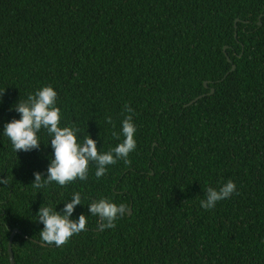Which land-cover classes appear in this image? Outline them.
Wrapping results in <instances>:
<instances>
[{
    "label": "trees",
    "instance_id": "1",
    "mask_svg": "<svg viewBox=\"0 0 264 264\" xmlns=\"http://www.w3.org/2000/svg\"><path fill=\"white\" fill-rule=\"evenodd\" d=\"M47 85L61 126L101 152L122 142L112 132L127 104L137 147L100 178L90 163L84 181L35 190L46 131L39 151L17 155L0 135V264L14 228L16 264H264V0H0V130ZM228 180L236 192L201 208ZM74 192L85 229L43 245L36 211ZM101 197L131 214L102 228L87 208Z\"/></svg>",
    "mask_w": 264,
    "mask_h": 264
},
{
    "label": "clouds",
    "instance_id": "2",
    "mask_svg": "<svg viewBox=\"0 0 264 264\" xmlns=\"http://www.w3.org/2000/svg\"><path fill=\"white\" fill-rule=\"evenodd\" d=\"M2 103V93H0ZM11 105L9 111H14L19 118H13L3 124L0 135L11 142L12 151L32 152L39 151L45 144L41 142V131L45 130L49 139L45 148H51V153L45 155L47 160L46 172H33L31 185L35 190L46 189L53 182L65 186L76 179L84 181L88 177L89 165L94 163L95 176L100 178L107 172V166L114 165L119 160L128 162L129 154L137 147L135 133L136 125L131 115L132 109L126 104L128 113L121 121L120 132H112V136L123 140L107 151H98L97 140L90 134L80 138V129L76 126H61L63 115L57 107V92L51 85L42 86L30 93L24 101H17ZM106 123L111 124V119L106 118ZM9 183L7 176H0V185ZM236 192L233 181L220 185L218 188L208 187L205 198L199 201L200 207L212 209L219 201L229 198ZM59 204L53 206H39L36 211L37 223H42L39 231L40 238L47 244L57 246L65 244L71 236L85 229L87 217L80 214L72 218L76 205H81V194L74 192L69 202L63 203L62 210ZM88 215L99 217L104 221L102 228L115 227V221L128 212L124 203L116 204L110 199L101 197L87 205Z\"/></svg>",
    "mask_w": 264,
    "mask_h": 264
},
{
    "label": "water",
    "instance_id": "3",
    "mask_svg": "<svg viewBox=\"0 0 264 264\" xmlns=\"http://www.w3.org/2000/svg\"><path fill=\"white\" fill-rule=\"evenodd\" d=\"M238 20H239V19L237 18V19H236V22H238ZM236 22H235V25H236ZM225 49H226V47L224 48V50H225ZM226 55H227V53H226ZM227 57H228V60L231 61V58H230L228 55H227ZM235 67H236V65L233 64V66H232V68H231V71L234 70ZM205 87H208V82H207V81H205ZM214 90H215L214 87L211 88L210 92H208V93H203V94L197 96L196 98H194L193 100H191L190 102H188L187 104H185V106L192 104L193 102L197 101L199 98L205 96L206 94H210V93L214 92ZM131 212H132V210L129 209V210H128V213L131 214ZM18 232H20V230H19L18 228H14V229L12 230V232H11L10 239H9L8 251H9V254H10V262H11V264H16V262H15V258H14V252H13V249H12V240H13L14 235H15L16 233H18ZM41 243H42V242H41ZM42 244H43V245H48V244H46V243H42Z\"/></svg>",
    "mask_w": 264,
    "mask_h": 264
}]
</instances>
